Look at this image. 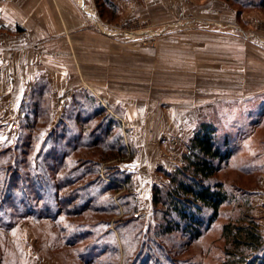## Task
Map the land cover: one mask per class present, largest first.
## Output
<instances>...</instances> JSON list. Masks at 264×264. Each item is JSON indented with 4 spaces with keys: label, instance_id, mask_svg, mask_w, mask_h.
<instances>
[{
    "label": "rangeland",
    "instance_id": "rangeland-1",
    "mask_svg": "<svg viewBox=\"0 0 264 264\" xmlns=\"http://www.w3.org/2000/svg\"><path fill=\"white\" fill-rule=\"evenodd\" d=\"M96 3L101 14L110 12L98 0ZM164 6L163 11L159 9V22L153 21L156 10L150 11L147 21L139 13L118 20L111 11L108 17L116 19V24L108 28L100 27L98 17L94 23L101 30L131 40V51L117 48L116 54L121 57L114 62L75 64L77 75L70 76L68 87L36 97L35 106L42 112L36 126L21 129L25 113L34 118V108L28 107L21 114L9 97L1 98L0 94V153L6 147L5 152L9 151L0 156V161L6 165L17 157L24 162L20 164L22 171L27 172L29 163L32 176H46L33 169L45 167L51 134L61 131L62 122L72 123L70 118L80 113L96 119L91 120L89 131L102 119L103 135L106 118H114L119 124L105 136L112 141L119 137L118 145L126 152L121 156L98 147L80 149L74 157L84 162L89 158L100 161L107 180L118 171L120 176L130 177L128 184L101 193L97 200L109 209L116 203L119 212L115 215L101 210L67 215V207L63 205L61 210V204L51 198L54 219L36 217L39 209L29 212L31 205L22 198L26 183L12 185L18 192V202L14 206L6 199L8 203L0 211V264H233L238 254L250 249L245 244L236 246L230 235H224V224L230 223L235 229L247 227L254 220L264 237V226L251 200L264 170L258 165L264 161V151L257 154L264 148V5L261 0H165ZM80 67L88 68L85 72L89 77L82 76ZM93 73L105 91L102 94L93 91ZM77 82L81 84L77 86ZM254 104L260 109L253 113L257 119L251 121L248 109ZM124 106L132 110L125 112ZM98 107L103 110L94 117ZM237 108H243L245 125L231 122L230 115L238 113ZM223 114H230L229 124ZM203 122L216 128L220 141L228 136L236 147L234 157L211 181H222L237 196L220 206L217 219L199 237L180 230L163 233L152 202L153 187L166 186L169 180L164 172L183 165L189 139ZM72 127L77 132L78 127ZM28 138L31 144L25 158L19 152ZM69 164L76 165V159ZM87 181L85 178L70 184L69 189ZM238 186L251 191L249 198L237 191ZM44 196L43 201L49 202L50 196ZM122 208L127 211L124 215ZM78 231L85 233L81 242H65ZM87 247L96 251L85 256L93 260L84 261L79 256V251L85 248L86 252Z\"/></svg>",
    "mask_w": 264,
    "mask_h": 264
},
{
    "label": "trees",
    "instance_id": "trees-1",
    "mask_svg": "<svg viewBox=\"0 0 264 264\" xmlns=\"http://www.w3.org/2000/svg\"><path fill=\"white\" fill-rule=\"evenodd\" d=\"M98 3L100 5H108L111 11L116 10L114 4L109 0H98ZM261 4L264 5L263 0H261ZM102 110L100 107L95 109L94 117L100 115ZM32 113L34 114V118H29V114L25 113V117L22 119L20 125L21 129L36 126L39 119L37 117L42 112L35 107L32 109ZM70 119H73L72 123L68 121L62 122L61 131L54 136L51 134L50 143L52 146L45 150V167L40 169V171L33 169L39 174H46V176L39 177L36 173H33L32 176L30 172L32 167L29 169V163H27V172L22 171L20 164L24 162L23 160H18L17 157L11 165H6L3 160L0 161V181L2 182L0 186V211H3L6 199H9L8 202L12 201L11 203L14 206L16 205L14 202L17 201L18 192L11 186L18 183H21L20 185L23 186V183H26L27 190L25 187L21 190L22 198L31 205L28 208L29 212L32 208L39 209L35 212L36 217L54 219V217H51V209H53L51 198L55 204H61V210L63 205L67 207V211H65L67 215H70V213L78 214L85 210L111 211L115 212L113 215L118 214V205L116 203H113L109 209L107 205H103L97 202V200L101 193L112 189L116 191L124 183L128 184L130 180L129 175L120 176V171L117 170L118 172H115L116 175L113 177L108 176L107 180L101 173L104 168L100 167V161L89 158V161L84 162L85 160L81 161L80 158L74 157V153L80 149L99 147L105 151H114L117 154L121 153L122 156L126 151L122 145H118V139L120 138L117 137L115 141H112L111 139H107L108 136H105L111 135L113 128L119 123L112 117L106 118L107 123L104 125L103 135L102 119L98 123H95L90 131L88 128L94 118H86L78 113ZM93 122H97L96 119ZM73 125L78 127L77 132L74 131ZM26 142L21 145L22 152H19L25 155V158L31 144V139L28 138ZM232 145L228 136H224L221 141L216 137V128L212 124L203 122L199 125L198 129L189 139L187 152L183 155V165L173 171L164 172L169 180L166 186L155 185L153 187L152 202L156 215L161 220L159 225L162 227L163 233L180 230L197 238L202 234L203 230L208 228L217 219L220 206L232 201L237 196L235 193H230L222 181H211L216 172L234 157L236 147ZM7 149L8 147L0 153L1 157L9 152H5ZM73 159H76L77 164L71 167L69 163ZM24 161L26 160L24 159ZM246 164L250 165V162L246 161ZM84 165L88 167L86 168ZM85 178H87V182L69 189L70 184H75ZM236 188L238 192L243 191V195H247L249 198L251 191L241 189L239 186ZM234 191L237 192L236 190ZM43 196H50V201L48 202L49 199H46L47 201L44 202ZM19 200L22 202L20 196ZM40 203L42 204L39 205ZM158 205L161 207H158ZM133 211L135 212V210ZM126 212V209L122 208V215ZM57 213L59 212L57 211ZM122 222L127 223L128 221L123 220ZM230 227V223L223 225L224 235H230L236 246L245 244L250 249L248 253L241 252V254H238V258L233 264H264V237L260 233L256 222L252 220L247 227L237 226L234 227L235 229ZM84 234L82 231L73 233L71 238L66 237L65 242L69 245L81 242L85 238ZM121 237L123 238L120 234V239ZM113 239L116 242L115 245L118 251L119 245L117 237L114 234ZM88 248H86V252L84 251L85 248L83 251H79V256L84 258V261L93 260L92 258H86V254L96 253L93 248Z\"/></svg>",
    "mask_w": 264,
    "mask_h": 264
},
{
    "label": "crops",
    "instance_id": "crops-1",
    "mask_svg": "<svg viewBox=\"0 0 264 264\" xmlns=\"http://www.w3.org/2000/svg\"><path fill=\"white\" fill-rule=\"evenodd\" d=\"M109 1L116 7L114 14L118 15V20H126L134 13H139L147 21L150 11L156 10L157 16L153 21L159 22V9L163 11L165 7V0ZM104 6L111 12L108 5ZM207 9L211 11L212 7ZM109 13L101 14L96 0H0L1 98L9 97L22 114L28 107H36L34 105L38 102V95L61 92L68 87L67 80L74 73L77 75L76 65L79 63L94 62L100 65L101 62H114L118 56L121 57V54H116L117 48L131 51L130 39L116 37L110 32L108 34L94 23V19L99 17L100 27H115L116 19L111 21ZM256 46L259 47V44ZM83 67H80L82 76L89 77L90 74L85 72L88 68L83 70ZM95 76L93 73V91L102 94L105 91L96 82ZM114 103L117 104L116 101ZM253 106L248 109L249 114L252 113L251 121L257 119L253 113L257 112L260 105ZM123 109L126 112L132 110V107L124 106ZM242 109L237 108L238 113L234 116H221L227 120V124L230 122L229 115L231 122L238 125L241 121L244 124L246 120L243 119ZM249 122L250 119L247 124ZM263 151L264 148H260L257 154L262 155ZM253 164L257 166L255 160ZM258 165L259 168L261 165L264 167V161ZM252 193V203L264 226V170Z\"/></svg>",
    "mask_w": 264,
    "mask_h": 264
},
{
    "label": "built area",
    "instance_id": "built-area-1",
    "mask_svg": "<svg viewBox=\"0 0 264 264\" xmlns=\"http://www.w3.org/2000/svg\"><path fill=\"white\" fill-rule=\"evenodd\" d=\"M94 20H96V21L98 22V19H97V17H96ZM263 41H264V40H263Z\"/></svg>",
    "mask_w": 264,
    "mask_h": 264
}]
</instances>
